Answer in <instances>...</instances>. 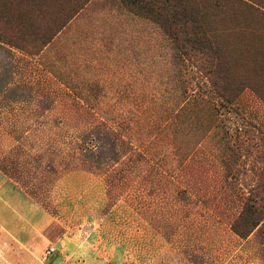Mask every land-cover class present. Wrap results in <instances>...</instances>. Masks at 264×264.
<instances>
[{"label": "rangeland", "instance_id": "1", "mask_svg": "<svg viewBox=\"0 0 264 264\" xmlns=\"http://www.w3.org/2000/svg\"><path fill=\"white\" fill-rule=\"evenodd\" d=\"M47 9L35 19L44 45L0 23V198L52 224L29 264H264V219L246 238L232 231L245 202L264 198L261 19L229 11L257 32L221 38L239 43L238 94L217 108L197 61L119 0Z\"/></svg>", "mask_w": 264, "mask_h": 264}, {"label": "trees", "instance_id": "2", "mask_svg": "<svg viewBox=\"0 0 264 264\" xmlns=\"http://www.w3.org/2000/svg\"><path fill=\"white\" fill-rule=\"evenodd\" d=\"M58 1L68 0H0V23L5 25L6 30H15L17 38L22 42L29 36L42 38L44 45L51 37H47L35 25V19L43 17L48 10L47 6ZM72 1L82 6L89 0ZM119 1L129 12L156 23L188 61H197L199 68L203 70L201 73L210 85L204 92L209 94L215 107L231 106L234 103L238 94H234L232 89L236 72L233 69L236 65H231L228 53L231 49H236L239 43H230L227 38H221L238 37L239 33L247 31L254 33L257 28L247 16L238 19L241 14L229 11L236 10L237 7L248 9L251 18L258 16L264 24V7L251 0L246 1L253 5L243 0H205V3L203 0ZM212 17L216 20H212ZM1 37L0 33V40H5ZM243 48L247 53L254 50L247 44ZM250 58L246 57L243 62L254 63ZM259 66L264 68L263 60ZM260 172L264 174V168ZM260 204L264 207V198L246 201L240 215L232 224V231L240 238H246L263 221L264 211L256 208Z\"/></svg>", "mask_w": 264, "mask_h": 264}, {"label": "crops", "instance_id": "3", "mask_svg": "<svg viewBox=\"0 0 264 264\" xmlns=\"http://www.w3.org/2000/svg\"><path fill=\"white\" fill-rule=\"evenodd\" d=\"M4 198L8 199V202ZM14 200L16 202L11 200V196L0 198V264L36 263L43 260L42 255L47 241L45 232L51 228L52 224L43 221L44 213L41 210L37 211V208L29 201L19 198L18 201ZM14 206H19L22 210L17 207L20 209L18 211ZM36 215L41 218L42 223L36 222ZM4 216L9 220L14 218L15 223L11 222V225L5 223ZM71 241L74 242V239H69L65 235L60 240L59 247L67 250L68 242ZM106 257L108 256L95 255V264H108ZM68 258L72 256L66 255L65 262Z\"/></svg>", "mask_w": 264, "mask_h": 264}, {"label": "built area", "instance_id": "4", "mask_svg": "<svg viewBox=\"0 0 264 264\" xmlns=\"http://www.w3.org/2000/svg\"><path fill=\"white\" fill-rule=\"evenodd\" d=\"M53 250H51V252H52Z\"/></svg>", "mask_w": 264, "mask_h": 264}]
</instances>
